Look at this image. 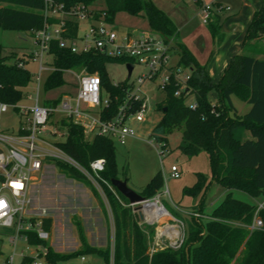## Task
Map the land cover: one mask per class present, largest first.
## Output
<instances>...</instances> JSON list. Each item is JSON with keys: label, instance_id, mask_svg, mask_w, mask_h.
Returning <instances> with one entry per match:
<instances>
[{"label": "trees", "instance_id": "16d2710c", "mask_svg": "<svg viewBox=\"0 0 264 264\" xmlns=\"http://www.w3.org/2000/svg\"><path fill=\"white\" fill-rule=\"evenodd\" d=\"M67 5L74 3H93L96 0H62ZM109 20L114 21L117 12L145 18L151 31L160 34L165 42H171L176 29L167 14L151 0H101ZM8 5L0 6V27L2 29L26 30L31 33L44 23L41 13L43 0H0ZM212 16L224 10V5L214 0ZM212 18V17H211ZM73 22V21H72ZM213 35L218 31L214 24L208 23ZM77 23H72L71 36L76 33ZM219 24H217V28ZM264 31V5L255 11L247 28L245 44L248 53L234 55L228 62L218 80L208 74L184 44L178 47L177 66L188 68L190 76L186 82L188 95H193L196 103L191 109L186 104V95L175 96L178 84L172 79L163 91L162 101L156 104L162 114L153 127L151 135L158 141L167 144V134L175 128L181 130V152L192 157L206 152L209 160L211 178L197 173L195 182L184 188V192L196 197L204 195L212 181L221 183L226 193L221 202L212 210L204 223L193 218L187 219L186 239L179 248L163 247L149 253L148 237L139 226L131 208L124 204L128 200L116 189V195L104 186L113 221V245L104 249L87 245L82 230L79 236L82 248L73 253H58L43 240L30 236V242L40 244L46 250V257L54 264L66 261L79 255L97 253L109 263L112 251V264H264V209L258 210L263 222L262 229H250L257 209L252 204L233 197L232 190L239 189L252 196L264 194V44L261 34ZM250 41H254V44ZM249 43V44H248ZM51 64L54 70L48 73L44 89L48 90L64 83V71L85 69L97 72L103 87L111 94L109 108L104 118L112 117L128 87L127 80L112 83L108 79L106 63L123 62L127 59L110 58L99 53H71L52 42L50 47ZM21 63H8L6 57H0V102L17 103L24 95L22 88L31 80L29 71ZM215 93L216 101L210 99ZM231 95L247 101L250 108L244 114H238L231 101ZM56 102V101H55ZM138 102L135 103V107ZM165 108V110H163ZM67 128L65 141L59 146L83 167L98 158L105 160L102 178L126 179L118 168L114 142L107 137L95 135L86 137L83 129L72 121L62 120ZM248 128L252 138L240 141L233 136L236 127ZM60 170L78 181L92 187L95 195L98 192L89 180L79 171L62 162H56ZM163 186V178L157 172L141 188L139 193L144 198L152 197ZM124 204H121V202ZM198 209L201 211L199 205ZM43 226L48 231L51 227L49 217H43Z\"/></svg>", "mask_w": 264, "mask_h": 264}, {"label": "built area", "instance_id": "2783aa9c", "mask_svg": "<svg viewBox=\"0 0 264 264\" xmlns=\"http://www.w3.org/2000/svg\"><path fill=\"white\" fill-rule=\"evenodd\" d=\"M190 1L199 5V20L207 25L211 21L212 6L204 4L203 0ZM91 5L92 3L83 2L67 5L62 0H43L41 13L44 23L40 29L32 32L34 49L29 55L32 61L39 62L35 77L36 96L32 98L24 95L14 104L0 102V234H5L8 245L13 247V252L0 259V264H54L47 259L42 245L30 242L31 235L43 241L48 239L49 231L43 226L42 219L45 215H33L27 209L31 182L35 179V174L44 167L45 159H54L73 167L89 180L99 194L103 193L105 196L104 186L113 194L116 193L110 181L102 178L101 172L105 168L103 158L92 160L89 167L85 168L59 146L61 142L49 143L41 135L48 131L52 135H65L66 139L67 128L62 120H70L83 129L86 137L104 136L114 143L125 144L127 138L135 137L128 121L145 119L147 98L139 87L144 81L160 77L158 86L164 91L173 79L178 84L175 96L189 94L186 82L190 71L184 73L186 68L177 65L166 66L170 42H165L160 36L144 33L138 36L125 33L117 38L113 22L109 20L104 6ZM224 9L229 7L224 6ZM72 21L77 23L74 36H71ZM81 21L86 22L87 27L79 35ZM261 40L264 44V31ZM52 42L71 53L93 52L110 58L127 59L126 63L133 64V67L135 64L142 65L145 71L137 77L138 87L135 91H132L127 78V91L110 118L103 117L110 106V92L103 87L97 72H88L84 68L78 73L75 70H65L76 76L74 93L63 94L54 105L46 106L39 103V81L42 72L50 73L54 70L52 65L50 68L43 65L45 56H50ZM18 66L23 64L19 63ZM102 92L107 95L103 96ZM188 106L193 109L196 103ZM7 111L16 117V125L6 128L1 121L2 114ZM53 115H56L54 121ZM49 122L61 129L49 130ZM169 175L179 177L176 165H171ZM124 205L139 216L141 222L138 224L154 226L149 244L150 254L163 247L176 249L183 245L187 234L186 223L182 219L185 213L197 221L203 217L208 219L198 209L184 212L178 208V216H173L161 202L159 192L151 198ZM261 208V205L257 206L252 223L248 225L251 230L263 228V222L257 213ZM16 256L19 257L17 263ZM76 258L78 264H86L85 255Z\"/></svg>", "mask_w": 264, "mask_h": 264}, {"label": "rangeland", "instance_id": "374dc122", "mask_svg": "<svg viewBox=\"0 0 264 264\" xmlns=\"http://www.w3.org/2000/svg\"><path fill=\"white\" fill-rule=\"evenodd\" d=\"M159 9L169 16L176 29L175 37L170 42L167 51L166 66L174 67L178 62V47L176 43L184 44L194 58L200 63H204L212 49L219 43V34L213 35L210 26L200 22L196 14V3L190 0H151ZM214 0H203L204 4L212 5ZM264 4V0H262ZM8 5L0 2V6ZM91 6L101 7L103 2L96 0ZM232 6V5H230ZM199 8V5H198ZM188 24L187 29L181 30V24ZM117 38L125 33L133 36L148 34L150 36H160L159 33L151 31L147 22L142 16H133L125 12H117L113 22ZM87 23L80 22L79 35L86 30ZM254 41H250V44ZM249 44V43H248ZM248 45L243 53H248ZM34 49L33 35L30 31L2 29L0 27V57H6L8 63L19 61L23 64L31 76L30 82L22 88L23 95L36 96V75L38 74L39 62L32 61L29 57ZM44 66L51 67V57L45 56ZM46 62V63H45ZM106 71L109 81L118 83L127 80V70L125 63L111 61L106 63ZM145 71L144 67L135 64L128 82L132 91L138 87L137 77ZM189 69L183 70L188 73ZM77 73L79 71H76ZM48 73L42 72L39 81V103L49 106L63 94H73L76 86V76L73 73L64 71V83L60 86L45 90L43 85ZM160 77L153 80L144 81L139 87L147 98V109L144 121L130 119L129 127L135 137L127 138L125 144L114 143L116 149V161L119 171L127 177V185L138 192L155 175L160 172L163 178V186L160 189V200L173 216H178V208L184 212H191L200 205L204 216H209L223 199L226 189L216 181H212L204 195L193 197L184 192L185 187L191 186L197 173H203L208 179L211 178L209 160L206 152L188 157L184 155L179 146L182 144L181 130L173 129L167 134V144L158 142L152 135V129L159 121L162 112L156 108V104L162 101L163 91L158 84ZM106 96V92H102ZM212 101H216L215 93L210 95ZM32 101V100H31ZM231 101L238 114H244L250 108V104L231 95ZM29 102V100H28ZM194 96L190 95L186 99V104L194 103ZM56 115H53V121ZM2 126L11 127L16 125V117L12 112L7 111L2 114ZM60 127L53 122H49V130H58ZM61 129V128H60ZM233 136L240 141L252 138L250 129L241 126L233 130ZM41 137L49 143L63 142L65 135H52L48 131ZM176 165L179 169V177H170V167ZM119 179H122L120 177ZM233 197L243 201L261 205L264 209V194L252 196L239 189L232 190ZM153 197V196H152ZM151 198V197H147ZM136 207V206H135ZM28 211L33 215L42 214L49 217L51 227L49 237L45 241L53 251L58 253H73L82 248L79 228L85 237L86 243L90 247L104 249L113 245V221L111 209L106 196L103 193L95 195L92 187L82 181H78L63 173L54 159H45L44 167L35 174V179L31 182L29 191ZM141 222L139 216L134 214ZM189 214L182 216L184 221L190 219ZM207 219L201 218L204 223ZM148 233L153 231L154 226L139 224ZM152 236V235H151ZM151 240L148 237V244ZM18 248H16V251ZM13 252V247L8 245L5 234H0V259ZM86 264H112V251L109 254V263H106L103 256L97 253L86 254ZM76 257L70 260H76ZM69 260V259H68ZM19 261L16 256L15 263ZM75 261V262H76ZM67 264V261L60 262Z\"/></svg>", "mask_w": 264, "mask_h": 264}, {"label": "crops", "instance_id": "0c3cea01", "mask_svg": "<svg viewBox=\"0 0 264 264\" xmlns=\"http://www.w3.org/2000/svg\"><path fill=\"white\" fill-rule=\"evenodd\" d=\"M216 1L224 6H228L229 9H224L213 14L210 21V23L214 24L217 29L220 41L216 44V48L211 50L208 58L202 63V65L214 81L219 79L231 58L245 50V47L247 46V44H245V37L247 35V28L250 24L251 17L255 11L259 10L264 5L262 0ZM196 14H198V5L196 8ZM217 24H219L218 28ZM181 28V30L187 29L188 24L186 22L181 24ZM66 261L67 264H78V259L77 261L72 259Z\"/></svg>", "mask_w": 264, "mask_h": 264}, {"label": "water", "instance_id": "95a60500", "mask_svg": "<svg viewBox=\"0 0 264 264\" xmlns=\"http://www.w3.org/2000/svg\"><path fill=\"white\" fill-rule=\"evenodd\" d=\"M125 67L127 70V78H129L133 68V64L128 62L125 64ZM163 110H165V108ZM110 183L123 197L128 200L129 203H137L144 199L142 195H140L127 185L126 179L112 178L110 180Z\"/></svg>", "mask_w": 264, "mask_h": 264}]
</instances>
